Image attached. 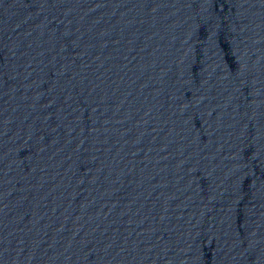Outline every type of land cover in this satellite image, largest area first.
Here are the masks:
<instances>
[{"label": "water", "instance_id": "obj_1", "mask_svg": "<svg viewBox=\"0 0 264 264\" xmlns=\"http://www.w3.org/2000/svg\"><path fill=\"white\" fill-rule=\"evenodd\" d=\"M0 264H264V0H0Z\"/></svg>", "mask_w": 264, "mask_h": 264}]
</instances>
